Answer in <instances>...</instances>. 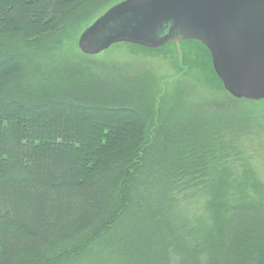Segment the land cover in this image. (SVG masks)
Here are the masks:
<instances>
[{"label":"trees","instance_id":"obj_1","mask_svg":"<svg viewBox=\"0 0 264 264\" xmlns=\"http://www.w3.org/2000/svg\"><path fill=\"white\" fill-rule=\"evenodd\" d=\"M122 1L0 0V264H264V101L201 108L87 62ZM191 44L222 90L199 42L147 50L187 67Z\"/></svg>","mask_w":264,"mask_h":264},{"label":"water","instance_id":"obj_2","mask_svg":"<svg viewBox=\"0 0 264 264\" xmlns=\"http://www.w3.org/2000/svg\"><path fill=\"white\" fill-rule=\"evenodd\" d=\"M196 41L209 52L224 90L264 101V0H124L79 36L85 56L117 44L156 50Z\"/></svg>","mask_w":264,"mask_h":264},{"label":"rangeland","instance_id":"obj_3","mask_svg":"<svg viewBox=\"0 0 264 264\" xmlns=\"http://www.w3.org/2000/svg\"><path fill=\"white\" fill-rule=\"evenodd\" d=\"M190 46L185 53L187 67L182 63H175L170 57H157L147 49H131L128 44L114 45L104 53L86 57L85 60L99 68L122 71L128 75L148 73L162 83V88L168 92L175 90L178 85L181 88L182 85L187 93V102L193 106L222 107L233 111L252 110L250 103L240 102L224 88L220 90L217 87L206 51L197 44ZM210 80L216 89L208 85ZM260 167L261 172H264V161Z\"/></svg>","mask_w":264,"mask_h":264}]
</instances>
